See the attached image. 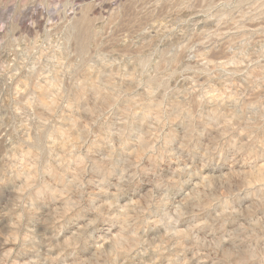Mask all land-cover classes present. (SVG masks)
<instances>
[{
  "label": "rangeland",
  "instance_id": "374dc122",
  "mask_svg": "<svg viewBox=\"0 0 264 264\" xmlns=\"http://www.w3.org/2000/svg\"><path fill=\"white\" fill-rule=\"evenodd\" d=\"M0 264H264V0H0Z\"/></svg>",
  "mask_w": 264,
  "mask_h": 264
}]
</instances>
